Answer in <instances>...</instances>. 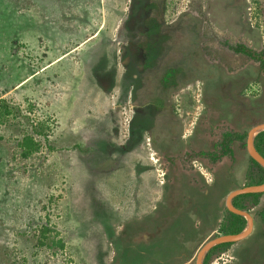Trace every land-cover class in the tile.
I'll list each match as a JSON object with an SVG mask.
<instances>
[{
	"label": "rangeland",
	"instance_id": "rangeland-1",
	"mask_svg": "<svg viewBox=\"0 0 264 264\" xmlns=\"http://www.w3.org/2000/svg\"><path fill=\"white\" fill-rule=\"evenodd\" d=\"M240 16L264 27V0H0V264L166 257L176 220L127 243L151 229L128 214L154 213L153 183L170 179L172 149L186 144L166 140L170 120L209 112L204 98L225 115V44L241 41ZM158 51L163 61L137 69ZM163 66L173 69L164 82Z\"/></svg>",
	"mask_w": 264,
	"mask_h": 264
},
{
	"label": "crops",
	"instance_id": "crops-1",
	"mask_svg": "<svg viewBox=\"0 0 264 264\" xmlns=\"http://www.w3.org/2000/svg\"><path fill=\"white\" fill-rule=\"evenodd\" d=\"M234 8L236 9L237 6ZM221 9L232 13V10H229L227 6H222ZM237 13L241 14L244 12L238 10ZM240 17L242 19H238L236 22L239 25L237 29L241 37L239 43L244 45L248 43L251 46L264 43V27H255L253 24L245 21L244 16ZM192 24L189 28L192 27ZM148 29L145 25L143 29L144 33ZM90 38L87 39L89 40ZM143 39L144 37H142ZM80 42H76L75 45ZM169 48L170 45L168 44L165 48L166 52H168ZM137 49L131 51V53L133 55L134 53L137 54ZM165 50L163 49V51ZM258 50H264V47L258 46L256 51ZM161 54L163 52L161 51L160 53L158 51L155 56L149 59L148 65L143 67L137 66V69L141 71L154 67V60H164ZM224 57L226 64H223L225 67L223 72L232 78V84L224 98L227 104V108L223 110L226 111L225 115L219 112V109H217L218 105H214L215 107L213 106L209 109V106L213 105L212 103L205 107L204 98L201 106L203 109L207 108L209 112L202 113L199 117L193 118V120L187 119L185 116L184 118L182 115H178L176 118L170 120L171 122L169 123L173 124L175 128H173L172 133H166V140H178V142L181 141L186 144L180 145L179 143L176 145L177 147L175 146L172 149L175 151L171 154L173 159H168L172 160L173 163L167 168L170 179L164 184L153 183L154 188L156 186V189L160 190L157 192L156 201L153 208H151V211L155 210L154 213L152 215H145L146 213L143 214L144 211L141 208L139 212L128 214V219L133 218L131 216L140 214L131 223L150 222L151 229L147 231L139 230L135 233L133 231L130 232L129 237L125 235L126 238H129L128 240L125 239L127 243H131V239L133 240L135 235L139 237L143 232L150 233V235H153V238L157 234V230L165 227L166 222L171 217L176 220L173 226L174 233L172 234L173 247L167 252L164 259L159 258L157 256L158 251H155L158 257L156 260L159 262L156 263L155 261L154 264H193V253L199 245L206 241L207 238L222 234L218 232V227L225 215V195L235 188L250 185L245 179L249 156L245 150V137L240 139V135L246 132L253 124L264 122V72L258 73V63L241 53H226ZM227 64L233 67V70H228ZM170 71H173L171 66H166L162 73L163 77L161 76L162 82H164V75ZM196 81L197 78L193 81L194 85L188 83L186 85L187 88L192 86L195 88L197 85H195ZM214 83L213 89L217 91V81ZM249 83L255 85V90L248 93L245 91V86ZM188 91L192 94L193 88ZM190 94L188 96L192 99ZM207 102H209L208 96ZM237 109L239 112L235 115ZM169 123L162 122L165 125ZM227 134L230 138L227 151L215 161H211L207 157L187 155L197 152L216 153L220 148L223 136ZM243 142L244 147L242 145ZM178 149L180 151H177ZM184 159L189 162L183 165ZM237 170L240 171L239 175H237L238 179L234 180L232 173L234 174ZM142 185H145L147 189V183H143ZM138 201L139 204L143 203L144 198H140ZM158 203L161 205L157 206ZM244 211L251 216V230L244 238L231 242L222 251L230 255V259L225 264H264V191L258 197L257 202L254 205L248 206ZM146 242L149 243L147 240ZM138 245L141 246L139 249L143 250L142 242L138 243Z\"/></svg>",
	"mask_w": 264,
	"mask_h": 264
},
{
	"label": "trees",
	"instance_id": "trees-1",
	"mask_svg": "<svg viewBox=\"0 0 264 264\" xmlns=\"http://www.w3.org/2000/svg\"><path fill=\"white\" fill-rule=\"evenodd\" d=\"M157 28V27H156ZM156 30V29H155ZM153 28H149L147 31L148 33H152ZM229 49H231L235 53H241L248 58L256 61L258 63V73L264 72V50H254L252 48L247 47L246 45L242 43H235L233 45L225 44ZM134 56L139 59L138 53L135 54ZM153 56L150 55L151 59ZM148 65L147 62L144 63L143 66ZM137 66L139 67V63L137 62ZM167 74V73H166ZM7 112L6 106L3 108V111L0 112V118L3 117ZM246 135V132H243L240 135V139H243ZM229 135L223 136L221 142H220V148L216 153L212 152H197V153H192V154H187L188 156H200V157H207L211 161H215L218 159L221 155H223L227 151V145L229 143ZM30 138H24L23 143L27 145V147H31L30 149H35V145H33L30 142ZM22 144V142H20ZM243 147H244V142H243ZM253 145L256 151L264 158V130L259 131L258 133L255 134L253 138ZM245 179L247 180V183L250 185H255V184H260L264 181V170L263 168L253 159L249 157V164L248 167L245 171ZM262 192H250V193H241L233 196L231 198V203L232 205L240 210H245L247 209L248 206L254 205L258 197L260 196ZM225 215L222 219V221L219 224L218 227V232L222 234H235L239 232L244 224H245V219L243 216L232 213L226 209H224ZM153 235H149L148 240H151ZM55 245L58 246V248H62V241L57 239L54 242ZM231 242H224L220 243L217 245L212 246L210 249L206 251V253L203 256L202 259V264H208L210 259L217 255L218 253L224 251ZM165 264V263H164Z\"/></svg>",
	"mask_w": 264,
	"mask_h": 264
},
{
	"label": "water",
	"instance_id": "water-1",
	"mask_svg": "<svg viewBox=\"0 0 264 264\" xmlns=\"http://www.w3.org/2000/svg\"><path fill=\"white\" fill-rule=\"evenodd\" d=\"M262 130H264V122L256 123L249 127V129L246 131V136H245V150L248 156L254 161H256L264 170V158L256 151L253 145V137L255 136L256 133ZM263 191H264V181L260 184L235 188L229 191L225 195L224 198L225 208L232 213L243 216L246 221L245 226L235 234H221L204 241L202 244L199 245V247L194 252L193 264H202V259L204 254L212 246L224 242H234L240 240L250 232L251 224H252L251 216L246 211L235 208L231 204L230 200L233 196L237 194L250 193V192H263Z\"/></svg>",
	"mask_w": 264,
	"mask_h": 264
},
{
	"label": "built area",
	"instance_id": "built-area-1",
	"mask_svg": "<svg viewBox=\"0 0 264 264\" xmlns=\"http://www.w3.org/2000/svg\"><path fill=\"white\" fill-rule=\"evenodd\" d=\"M255 85L252 83H249L247 87L245 88L246 92H250L252 90H255ZM230 259V255H228L226 252H220L217 255H215L211 260L208 262V264H224L228 262Z\"/></svg>",
	"mask_w": 264,
	"mask_h": 264
}]
</instances>
